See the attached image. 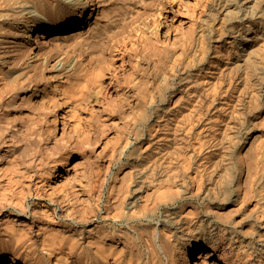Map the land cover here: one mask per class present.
Listing matches in <instances>:
<instances>
[{
  "label": "bare ground",
  "instance_id": "obj_1",
  "mask_svg": "<svg viewBox=\"0 0 264 264\" xmlns=\"http://www.w3.org/2000/svg\"><path fill=\"white\" fill-rule=\"evenodd\" d=\"M235 11L239 13L238 18ZM243 20L258 25L259 32L264 34V0H0V264H251L252 255L236 251L231 241L237 240L238 234L243 237L249 233L245 230L250 224L244 230L242 227L253 217L256 225L264 226L263 213L259 217L249 210L245 218L241 216L244 214L238 215L239 209H244V205L251 201L256 187L264 179V143L260 156L255 154L252 146L251 150L257 156L251 153L252 158L256 157L251 158L253 161L244 162L248 155L241 159L243 155L239 154L234 169L230 168L232 171L227 172L224 167L228 174L224 172L223 184L226 189L234 186L241 194L239 208L235 205V210L229 208L228 212L210 209L208 223L211 222L213 227L209 232H202V238L188 241L181 253L175 249L172 237L175 233L171 234L174 229L167 225L173 221L169 214L168 219L159 218L145 229L144 225L133 223L140 217L131 203L143 192L142 196L147 200L146 203L143 201V208L155 196L158 199L148 203L154 208L183 201L186 196L168 197L164 192L167 185L160 186L164 181L158 182L157 187H149L151 178L148 183L143 175L137 174V170L130 175L126 170L124 175L129 176L128 179L114 177L112 183L108 182L103 199L101 182L95 201L92 193L95 184L80 180L78 176L82 177L83 171L79 172L70 165L71 160L79 155L93 163L91 159L96 155L101 158L112 139L114 151L109 158L110 166L122 172L126 167L124 158L137 157L138 149L141 146L146 148L147 139L154 140L160 134L165 136L161 135L163 138L158 140L166 139L169 134L177 137L176 133L182 131L186 142L198 154V165H193L203 171L205 140L196 126L207 119L210 124L209 117L216 113L220 89L223 88L218 86L224 76L219 74L223 67L217 68L214 58L220 55L226 59L227 54L224 53L226 57L222 54L224 47L230 53L233 47H239L243 69L256 67L253 66L256 51L254 37L250 34L252 25L248 24L244 32L234 25L235 21ZM219 41H225L227 45L219 44ZM244 84L243 87L247 86ZM242 86L241 92L244 91ZM204 87L208 90L206 92L212 93L211 99V96L205 97ZM249 97L247 102L251 101ZM225 106L223 108H227ZM218 121L219 115L216 114L214 123L218 124ZM174 137L170 138L175 140ZM253 137L254 142L259 143L257 138L260 137L255 134ZM92 138L96 145L90 147L87 143ZM254 142L251 139V144H256ZM185 144L182 145L184 148ZM95 148L98 149L96 155ZM251 150L247 151L249 155ZM161 158L164 160V156ZM169 159L173 158L169 156ZM214 162L212 166H219ZM226 162H223L225 166ZM191 163L186 166L188 171ZM171 167L167 173L172 171L174 177L175 167L173 170ZM181 168L182 171L185 169ZM182 171L178 172L182 174ZM188 171L185 177L189 180H186L195 189H200L202 174ZM204 172L207 173L205 168ZM179 173L175 177H179ZM63 174H66L65 181L61 188H57L55 178ZM160 188H166L163 190L166 198L157 196ZM174 188L169 189L170 193L176 191L177 187ZM127 193H131L133 199L128 202L126 210L112 204L120 197L124 201ZM153 194L155 196L151 198ZM83 200L89 201L90 215L80 206ZM255 202L253 205L257 204ZM100 204L105 205L106 210L100 208ZM112 205L116 206L113 215L110 214ZM112 216H117L123 225L118 227L110 223ZM99 218L108 221L101 225ZM225 238L229 240L227 244L223 243ZM258 244L264 246V242ZM256 248L261 250L262 247Z\"/></svg>",
  "mask_w": 264,
  "mask_h": 264
},
{
  "label": "rangeland",
  "instance_id": "obj_2",
  "mask_svg": "<svg viewBox=\"0 0 264 264\" xmlns=\"http://www.w3.org/2000/svg\"><path fill=\"white\" fill-rule=\"evenodd\" d=\"M236 12V11H235ZM236 13H238V11L236 12ZM238 16H239V13L238 14H236V18H238ZM248 24H250V25H252V32L250 33L251 34V36H253L254 37V41H253V46H254V50L256 51L255 53V55L253 56V58L255 59V61H254V65L253 66H256V67H253L252 69L250 68V70L247 68L246 70H245V68L243 69V66H244V64H243V61L242 60H240L239 59V57H240V55H238L239 54V47H236V48H234L233 47V51L230 53L229 51H227L226 49H225V47L223 48V52H222V54H227L226 56L227 57H229L228 59H227V57L225 56V54H224V56L226 57V59H223V57L222 56H218V57H216V58H214V64H216V66H217V68H222L221 69V72L219 73L220 74V76H222V75H224L221 79H222V81L220 80V82L219 83H221V84H219L218 83V86H223V88H221V87H219V89H220V98H219V104H217V109H216V113H214L215 115H213V117H215L216 118V114H218L219 115V121H218V124H215L214 123V121H215V118H213V117H209V121H211L210 122V124L213 126H210V124H209V122H208V119H207V121L206 120H204V122H203V124L202 125H197L196 126V129L198 130V132H200L201 134H202V138L205 140L204 141V153L206 154V155H204L203 154V158H202V161H203V164H204V166H203V171H201V170H199L198 169V167L196 168L195 166L196 165H198L197 163H198V161H196L197 160V157H198V154L197 153H194L193 152V150L191 149V146H190V144L188 143V142H186V140L187 139H185V136H184V133L182 132V131H179V133L177 132H175L176 134H177V137L175 138L174 137V135L175 134H169L170 136H167L166 137V139H162V140H158L159 138H163L164 136H165V134H160L159 136H157V137H155V139L154 140H148L147 139V141H145V144L144 145H146V148H145V146L143 147V146H141L140 148H142V149H138V151H137V153H138V155H137V157L136 156H133L132 158H128V159H126V158H124V161H125V163L126 164H124L126 167H125V169H123V171L122 172H119L118 171V169H116L114 166H110V162H109V158L111 157V155L113 154L112 152L114 151V149H113V140L111 139L110 140V142H109V145H108V148L106 149V151H105V153L101 156V158H99L96 154L98 153V149H96L95 148V155H96V158H94V159H91V160H93V163H89L83 156H81V155H79V156H76L75 158H73L72 160H71V163H70V165H73V167L74 168H76L77 170H79V172L80 171H83V173H82V177L79 175L78 176V178L80 177V180H84L85 181V179H86V181H89V183L90 182H92L93 184H95V187H94V189L92 190V193H93V199L95 200V201H97V199H98V187L100 186V183H101V193H102V199L103 198H105V195H106V191H107V185L109 184L108 182H110V183H112V181L114 180V179H116V178H114V177H117V176H125L126 177V179H128V177L129 176H127V175H124V172H126V170L128 171V172H130V173H128V172H126L127 174H131L132 172H134V173H136L137 171H138V175L139 174H141V175H143L142 176V178L145 180V181H147L148 183H149V181H148V179L149 178H151V181H150V183H149V187L150 186H152V187H157V185H159L160 183H162L163 181L165 182V183H167V184H163L162 183V185L160 184V186L161 187H163V185H167V191H164L165 192V194L168 196V197H172V198H174V197H176V198H181V196H186L185 197V199L182 201V200H178V202H176V203H171V204H169V205H166V204H163L162 205V207L161 208H154V206H153V204H151V206L149 205L150 204V200H152V201H154V200H157L158 198L153 194V196H151V198H153L154 196V198L155 199H150V200H148V202H147V206H145L144 208L142 207L145 203H146V199H145V197L144 196H142L143 194H145V192H143L142 194L141 193H139V195H140V197H139V199H137V200H135L133 203H131V204H133V209L135 210L134 212L140 217V219H136V220H134L133 221V223L134 224H136V225H139V224H141V225H144V228L145 229H147V227L149 226V225H152L157 219H159V218H162V219H168L169 217L170 218H172L171 220H173L172 222H170V223H168L167 222V225L169 224V226L168 227H170L169 229H174V231L173 230H171L172 231V233L171 234H174V236H172L173 237V241H174V244H175V249L178 251H176L177 253H181L183 250H184V248L186 247V245H187V243H188V241H190V240H192V239H198V238H202V232H204V231H206V232H209V230L213 227V225H212V223L210 222V223H208L209 222V220L211 219V217L209 216V214L208 213H210L209 211H211L212 209H214V208H219V209H223V211L225 212H228L227 211V209H231V211H234L235 210V205L238 207V205H239V200H241L240 199V196L239 195H241L240 193L238 194V192L234 189V186H230V188H228V189H226L225 187V185L223 184L224 183V178L223 177H226V175L228 174V173H226L225 171H226V169H227V172L228 171H232L233 169H234V165L237 163L236 161L238 160V158H240L239 157V154H240V156H242L241 157V159H243L244 157H246V154L248 155V157H246V160L244 161V162H247L248 160H249V162H251V161H253L257 156H260V154L262 153V144L264 143V121L262 122V120H264V34L262 33L261 34V32H259L260 30H258L259 28H258V25L256 26H254V23H251L250 22V20L249 21H247V20H243V21H235L234 22V25L236 26V27H238L237 28V30H239L240 32H244V30L246 29V27L248 26ZM246 25V26H245ZM241 29V30H240ZM256 29V30H255ZM255 33V34H254ZM256 33H258V34H256ZM258 36H260V37H258ZM225 40V39H224ZM257 42H256V41ZM226 41V40H225ZM223 42V41H219V44H221L222 42L225 44L224 46H226L227 45V43L226 42ZM237 49V50H236ZM233 54V55H232ZM229 55V56H228ZM231 55V56H230ZM253 59V60H254ZM240 63H238L237 61ZM223 63V64H222ZM256 64V65H255ZM208 65V64H207ZM220 66V67H219ZM225 66V67H224ZM228 67V69H227V67ZM242 67V68H241ZM258 67H260L259 69H258ZM227 69V70H226ZM243 69V70H242ZM253 69H255L254 71H253ZM252 70V71H251ZM211 71V70H210ZM248 71H250V73L249 74H247V72ZM263 71V72H262ZM229 72V73H228ZM254 74H253V73ZM256 72H257V74H256ZM259 72V73H258ZM245 73V74H244ZM228 74V75H227ZM249 75V76H247V75ZM262 74V75H261ZM227 75V76H226ZM231 75V76H230ZM250 79H249V78ZM251 77H252V79H251ZM224 78V79H223ZM228 78V79H227ZM246 78H248V79H246ZM245 79V80H247V82L246 81H244L243 82V80ZM226 80V81H225ZM229 80V81H228ZM238 82H237V81ZM223 82V83H222ZM226 82V83H225ZM230 83V84H229ZM246 84L247 86H242V84ZM244 84V85H245ZM235 85H236V88H235ZM240 85V86H239ZM225 86H228V87H230V88H228V87H225ZM241 86H242V89H244V91L243 92H241L240 91V88H241ZM249 86V87H248ZM206 87H207V84H206ZM225 87V88H224ZM235 88V90H234V88ZM239 90H238V89ZM223 89H227L226 91L225 90H223ZM229 89V90H228ZM230 90H231V92H230ZM233 90V91H232ZM238 90V91H237ZM247 90H248V92H247ZM206 91H208L205 87H204V90H203V93H205L204 95H205V97L206 98H209L211 95H212V93H208V92H206ZM223 91H225L224 93H221V92H223ZM228 92V93H227ZM233 92V93H232ZM240 92V93H239ZM246 93L245 95L243 94V93ZM237 94V96L235 95V94ZM241 93H242V95H241ZM250 93H251V96H250ZM209 94V95H208ZM207 95H208V97H207ZM244 95V96H243ZM229 96V97H228ZM232 96V97H231ZM234 96V97H233ZM251 98H250V97ZM246 97V98H245ZM247 97H249V99H251V101L250 102H247L248 101V99H247ZM212 98V96L209 98V99H211ZM223 98V99H222ZM226 100H225V99ZM230 98V100H227V99H229ZM246 100H245V99ZM242 99V100H241ZM223 100H224V102H223ZM243 100H244V103H243ZM232 101H234V102H232ZM238 101V102H237ZM240 101V102H239ZM245 101H246V103H245ZM230 102V103H229ZM242 102V103H241ZM224 103V104H223ZM225 103H227L226 104V106H225ZM232 103H235V104H232ZM247 103H248V108H247ZM251 105H250V104ZM222 104V106H220ZM236 104H237V106H236ZM245 104V105H244ZM225 107H227L229 110H232L231 112H229V110H227V108H223L224 106ZM230 105V106H229ZM237 107H235V106ZM249 105H250V107H249ZM253 106V107H252ZM221 108V109H219V108ZM233 109H232V108ZM239 107V108H238ZM247 109H246V108ZM231 108V109H230ZM244 108H245V110H244ZM224 109V110H223ZM249 109V110H248ZM220 110V111H219ZM226 110V111H225ZM248 110V111H247ZM250 110H252V111H250ZM227 111H228V113H230V114H228L227 113ZM246 113H245V112ZM225 112V113H224ZM231 113H234L232 116H230L231 115ZM211 115V114H210ZM209 115V116H210ZM227 115V116H226ZM249 115V116H248ZM212 116V115H211ZM226 117V119H225V117ZM230 117V118H229ZM234 117V118H233ZM211 119V120H210ZM213 120V121H212ZM229 121V122H228ZM213 122V123H212ZM222 123L221 125L219 124V123ZM204 123H207V124H204ZM223 123H225V124H223ZM226 123L228 124V126L226 125ZM260 123V124H259ZM209 124V125H208ZM215 126H214V125ZM258 124H259V126H258ZM204 125H208L207 126V128H206V126L203 128V130L201 129L202 128V126H204ZM218 126V127H217ZM222 126V127H221ZM224 126V127H223ZM228 128H227V127ZM231 126V127H230ZM212 127V128H211ZM220 128V129H219ZM226 128V129H225ZM210 129H212V130H210ZM219 129V130H218ZM196 130V131H197ZM200 130V131H199ZM219 131V132H217V131ZM220 130H222V131H220ZM202 131H203V133H202ZM111 132V136H112V131H110ZM256 132V133H255ZM259 132V133H258ZM218 135H217V134ZM221 133V134H220ZM215 134V135H214ZM231 134H233V135H231ZM254 134L257 136V137H260V138H262L263 139V141H262V139L260 140V138H257V140L259 139V143H257L258 141H256V142H254V138L255 137H253L254 136ZM259 134V135H258ZM161 135H163V137H161ZM179 135V136H178ZM184 136V137H181V136ZM174 137V139L175 140H173V138H170V137ZM205 136V137H204ZM211 136V137H210ZM232 136V137H231ZM180 137V138H179ZM216 137V138H215ZM218 137L221 139L220 140V142H219V139H218ZM229 137H231V138H229ZM168 138V139H167ZM182 138H184V139H182ZM208 138V139H207ZM210 138V139H209ZM170 139H172V140H170ZM179 139V140H178ZM251 139H252V143L254 142V143H256V144H251ZM122 140V139H121ZM158 140V141H157ZM167 140H168V143H167ZM178 140V141H177ZM180 140L182 141V142H180ZM185 140V141H184ZM208 140H210V141H212V142H210V141H208ZM91 141L94 143V141H93V138L92 139H90V141L87 143V145L88 146H90V147H92V146H95L96 144L94 143H91ZM152 141V142H151ZM155 141H157L156 143H154ZM173 141V142H172ZM262 141V143L260 144V142ZM122 142V141H121ZM120 142V144H123V142L121 143ZM147 142V143H146ZM164 142H166L165 144H164ZM177 142H179V144L177 143ZM249 142H250V145H249ZM163 143V144H162ZM170 143H171V145H170ZM174 143L176 144L175 146H177V148L180 150V151H184L183 153L182 152H180V151H178L177 149H176V147L175 146H173L174 145ZM181 143V144H180ZM183 143V144H182ZM187 145H186V144ZM209 143V144H208ZM211 143V144H210ZM216 144V145H214V144ZM220 143V144H219ZM223 145H222V144ZM184 144H185V148L183 147L184 146ZM257 144H259V145H257ZM183 145V146H182ZM214 145V146H213ZM222 145V146H221ZM228 145H229V147H228ZM240 145V146H239ZM248 145H249V147H248ZM150 146V147H149ZM153 146H155V147H153ZM162 146H165V147H162ZM169 146V147H168ZM216 146H218V147H216ZM234 146V147H233ZM252 146H253V150L255 151V154L257 155H255L254 154V152H253V150H251V148H252ZM254 146H256L255 148H254ZM257 146H259V148H257ZM149 147V148H148ZM162 147V148H161ZM167 147V148H166ZM172 149H171V148ZM174 147V148H173ZM183 147V148H182ZM187 147V148H186ZM221 147V148H220ZM232 147H233V149H232ZM248 149H247V148ZM163 148L165 149V150H163ZM169 148V149H168ZM218 148V150H216ZM222 148H223V150H222ZM161 149V150H160ZM177 151H176V150ZM183 149V150H182ZM215 149V150H214ZM237 149H238V151H239V153H237L238 151H237ZM245 149H247V150H245ZM255 149H257V150H255ZM170 150V151H169ZM172 150V151H171ZM175 150V152H173ZM190 150V151H189ZM192 150V151H191ZM214 150V151H213ZM248 150H251L250 151V155H249V151ZM156 151V152H155ZM161 151H162V153H161ZM172 153L173 152V154L175 153V155H173V154H171L170 153V155L169 154H167L166 155V153ZM167 151H169V152H167ZM187 151V152H186ZM229 151V152H228ZM234 151V152H233ZM237 151V152H236ZM241 151V152H240ZM243 151L244 152H246L245 153V155H244V153H243ZM248 151V152H247ZM257 151H258V153H257ZM178 152V153H177ZM182 154V155H184L183 157H182V155L180 154V153ZM211 152V153H210ZM215 152V153H214ZM216 152H217V154H216ZM221 152V153H220ZM231 152V153H230ZM232 152L234 153V154H232ZM141 153H142V155H141ZM195 155H194V154ZM243 153V154H242ZM251 153H252V155L254 154L255 156H254V158H252V156H251ZM260 153V154H259ZM164 154V155H163ZM178 154H180L179 156H178ZM185 154H186V157H187V159L185 158L184 159V157H185ZM197 154V155H196ZM214 155V157L211 155V156H209V155ZM222 155V157H221V155ZM225 154H226V156H225ZM238 156H237V155ZM190 155V156H189ZM192 155V156H191ZM216 155L217 156H219V158L217 159V157H216ZM229 157H228V156ZM142 156V157H141ZM159 156H161V157H163L164 156V160H162V158L161 157H159ZM169 156H170V158H173V159H169ZM171 156H174L175 157V160H176V163H175V160H174V157H171ZM178 156V157H177ZM181 156V157H180ZM207 157V159H206V157ZM209 156V157H208ZM232 156H233V158H232ZM236 156V157H235ZM250 156V157H249ZM159 157V158H158ZM165 157L167 158L166 159V161H165ZM264 157V156H263ZM262 157V158H263ZM141 158L143 159V160H141ZM177 158V159H176ZM178 158H180V159H178ZM181 158H183V159H181ZM188 158H191L190 159V161H188L189 159ZM208 158H210V159H212V161L210 160H208ZM214 158H216V159H214ZM221 158V159H220ZM224 158H227L229 161H227L226 162V160L227 159H224ZM251 158L253 159V160H251ZM154 159V160H153ZM156 159V160H155ZM204 159V160H203ZM224 159V160H223ZM245 159V158H244ZM95 160V161H94ZM157 160H159L160 161V163H157L156 161ZM170 160H174L173 162H171L173 165H171V166H173V168L175 167L180 173H181V171H182V168L181 167H185V171L183 170L182 171V174L184 173V175H182V174H180L177 170H175V168H174V170H173V168L170 166V164L171 163H165V164H169V165H162V164H164V162H170ZM183 160V161H182ZM214 160H216L217 162L215 163L214 162ZM219 160V161H218ZM220 160H221V162H220ZM151 161H153V162H151ZM158 161V162H159ZM163 161V162H162ZM196 161V162H195ZM205 161H206V163H205ZM128 162V163H127ZM138 162V163H137ZM140 162V163H139ZM144 162V163H143ZM157 164H159V165H156V163ZM162 162V163H161ZM185 162V163H184ZM190 162H193V163H191L190 165H191V167L189 168V170L190 171H188L187 170V168H186V166L187 165H189L188 163H190ZM212 162H214L215 164H218L219 163V166L218 165H213V166H216V168H214L213 166H212ZM223 162H224V164H225V162H226V166L228 167H226L224 164H223ZM228 162H229V166L227 165L228 164ZM152 163H153V166H155L154 168H155V170H154V168H151V169H153V170H151L150 169V167H153V166H151L152 165ZM208 163V164H207ZM210 163V164H209ZM213 163V164H214ZM151 164V165H150ZM155 164V165H154ZM186 164V165H185ZM195 166H194V165ZM205 164H207V165H209V166H207V165H205ZM232 164V165H231ZM144 167H143V166ZM147 165L149 166V167H147ZM176 165V166H175ZM211 165V166H210ZM142 166V167H141ZM158 166H160V168L162 167L163 169H160ZM172 168L171 170H173L174 171V177L172 176L173 174V172L171 171V172H169V173H167L168 171H170V167ZM206 166V167H205ZM169 169H168V168ZM180 167V168H179ZM193 167V168H192ZM209 169H208V168ZM212 167V169H210ZM219 167V168H218ZM223 167V168H222ZM224 167L226 168V169H224ZM233 169H232V168ZM139 168H143L142 170L141 169H139ZM148 168V169H147ZM159 168V169H158ZM165 168H167V171H166V169ZM196 168V169H195ZM204 168H205V171H207V173L206 172H204ZM222 168V169H221ZM232 170H231V169ZM159 171H158V170ZM180 169V170H179ZM194 169V170H193ZM229 169V170H228ZM137 170V171H136ZM140 170V171H139ZM148 171V173L149 174H147V171ZM149 170L151 171V172H149ZM161 170H162V172H161ZM164 170V171H163ZM192 170V171H191ZM212 170H215V171H212ZM222 171L221 172V174H220V171ZM142 171V172H141ZM157 171V172H156ZM187 171L188 172H196L197 171V173L199 172L200 174H202L201 176H202V180L201 179H199L200 181H201V186H203V188L200 186V189L199 188H197L196 187V189L194 188V185L192 184V183H190L188 180H189V178H187V176L185 177V175H187L186 173H187ZM201 171V172H200ZM144 172V173H143ZM153 172V173H152ZM155 172V173H154ZM211 172H214V173H211ZM218 172V173H217ZM224 172L226 173V175L224 174ZM134 173H132V174H134ZM147 174V176H146V174ZM150 173H152L151 175H150ZM157 173H159V174H157ZM161 173H163V175L161 174ZM177 173H179V177H175V176H178V174ZM198 173V174H199ZM222 173H223V175H222ZM229 173H231V172H229ZM61 174H62V172H61ZM177 174V175H176ZM205 174H206V176H205ZM116 175V176H115ZM148 175H149V177H148ZM154 175H156V177L158 178L159 176H157V175H160V178H156ZM169 175V177H171V178H174V179H169L167 176ZM217 175H219V176H217ZM221 175H222V178H221ZM65 176H66V174H63V175H60V176H57L56 178H55V182H54V184H55V186H57V188H61L62 187V184H63V182L65 181ZM151 176H153V177H151ZM162 176V177H161ZM180 176H183V177H180ZM118 177V179H120ZM122 177V178H123ZM146 179H145V178ZM148 177V178H147ZM166 177V179H164ZM206 177V178H205ZM114 178V179H113ZM163 178V180H161ZM105 179V180H104ZM113 179V180H112ZM153 179H155V182H154V180ZM184 179V180H183ZM186 179H188V180H186ZM223 179V181H221ZM153 180V181H152ZM166 180V181H165ZM176 180V181H175ZM157 181V182H156ZM104 182V183H103ZM159 182V184H157ZM175 182V183H174ZM203 182V183H202ZM217 182H218V184H217ZM155 185H154V184ZM223 185H222V184ZM175 184V185H174ZM219 184H221V185H219ZM184 185H185V187H184ZM193 185V186H192ZM262 185V186H261ZM168 186H170V187H168ZM186 186H187V189H186V191H185V188H186ZM191 186V188H189ZM219 186V187H218ZM224 186V187H223ZM264 186V179H263V181H262V183H260V185L258 186V187H256V189H255V191H254V193H253V195H252V198H251V201L250 202H248L247 204H245L244 205V209L242 208V209H239V212H238V215L240 216L241 214H244V216L243 215H241L242 217H244L245 218V216L246 215H248V213L247 212H250L249 210H252V213H253V215L255 214H257L259 217H262V213H263V215H264V211L262 210V209H264V197H262L264 194V192H262L263 191V189L264 188H262ZM174 187H177L176 188V193L173 191L172 193H170V190H175V188ZM184 187V188H183ZM218 187V188H217ZM220 187H222V189L220 188ZM166 188H162V190H161V188H160V192H158V193H160V195H157L159 198H161L162 196L164 197V198H166V195H163L164 194V192H163V190L165 189L166 190ZM174 188V189H173ZM223 188H224V190H223ZM170 189V190H169ZM202 189V190H201ZM234 189V190H233ZM168 190H169V194H168ZM190 191V193H188L189 191ZM197 191V192H199V193H197V192H195V191ZM198 190H200V191H198ZM203 190H205V191H208L207 193H205V191H203ZM260 190V193L259 192H257V191H259ZM181 191V192H180ZM203 191V192H202ZM186 192V193H185ZM193 192V193H192ZM219 192V193H218ZM224 192V193H223ZM237 192V193H236ZM259 193V194H257V193ZM193 195H192V194ZM194 193H196L195 195H194ZM202 193V194H201ZM212 195H211V194ZM128 194V193H127ZM157 194V193H156ZM173 194V195H172ZM203 195V196H201V195ZM216 194H217V196H216ZM236 194H237V196H236ZM256 194V195H255ZM261 194H263L262 196H261ZM177 195V196H176ZM194 196V197H191V196ZM210 195V196H209ZM221 195V196H220ZM223 195V196H222ZM235 195V196H234ZM259 195V196H258ZM216 196V197H215ZM256 196H258V197H256ZM127 197V198H126ZM162 197V198H163ZM189 197V198H188ZM208 197V198H207ZM262 197V198H261ZM116 198H118V197H116ZM121 198V199H120ZM119 199H117V200H119V201H116V199H115V201L114 202H112V204H116V206H118L120 209L122 208V210H126L125 209V207H127L129 204H128V202L130 201V200H132L133 198H132V195H131V193H130V195L128 194V196L126 195L125 196V200L124 201H126V202H124V201H122V197H120ZM157 198V199H156ZM188 198V199H187ZM213 198V199H212ZM215 198V199H214ZM217 198H220V199H217ZM223 199V201H222V199ZM239 198V199H238ZM254 198V199H253ZM227 200V201H225V200ZM234 199V200H233ZM258 199V200H257ZM145 200V201H144ZM221 200V201H220ZM238 200V201H237ZM120 201H121V203H120ZM145 203H144V202ZM217 203H216V202ZM255 201H257V204H254L253 205V203H256ZM119 202V203H118ZM122 202H124V203H126L125 205H124V203L122 204ZM143 202V203H142ZM231 202V203H230ZM98 203V202H97ZM149 203V204H148ZM212 203V204H211ZM215 203V204H214ZM223 203V204H222ZM263 203V207H261V204ZM118 204V205H117ZM120 204H122L121 206H120ZM181 204V205H180ZM150 207H149V206ZM186 205V206H185ZM232 206V208H231V206ZM247 205V206H246ZM252 205H253V207H252ZM80 206L81 207H83V209L84 210H86L87 211V213H88V215H90V207H89V201H82L81 202V204H80ZM114 205H112V208L110 209L111 211V213L110 214H114V212H115V207L116 206H114ZM180 206V207H179ZM182 206V207H181ZM191 206V207H190ZM234 206V207H233ZM250 206V207H249ZM256 206V207H255ZM259 206H260V208H259ZM117 207V208H118ZM142 207V208H141ZM152 207V208H151ZM195 209H194V208ZM258 207V208H257ZM100 208H102V209H104V210H106V206L105 205H102V204H100ZM115 208V209H114ZM145 208H147L146 210H143V209H145ZM239 208V207H238ZM251 208V209H250ZM149 209H151V210H149ZM181 209V210H180ZM184 209V210H183ZM190 209V210H189ZM211 209V210H210ZM233 209V210H232ZM253 209H256L255 211L253 210ZM143 210V211H142ZM148 210V211H147ZM185 210H187V211H185ZM188 210H189V213H188ZM194 210V211H193ZM196 210V211H195ZM205 210H207V211H205ZM139 211L141 212V213H139ZM148 212V213H146V212ZM184 211H185V213H188V215H190V213L192 214L193 212V215H190V216H188L187 214H185L184 213ZM193 211V212H192ZM243 211H244V213H243ZM196 212V213H195ZM207 212V213H206ZM230 212V211H229ZM255 212H257V213H255ZM261 212V213H260ZM247 213V214H246ZM146 214V215H145ZM169 214V215H168ZM206 214V215H205ZM169 217H168V216ZM205 215V216H204ZM261 215V216H260ZM167 218H166V217ZM188 216V217H187ZM208 217V218H207ZM241 217V218H242ZM151 218V219H150ZM207 218V219H206ZM263 219H264V216L262 217ZM109 219V218H108ZM114 219V220H113ZM209 219V220H208ZM213 219V218H212ZM95 220V219H94ZM99 220H100V222L101 223H99V224H101V225H104L105 224V222L106 221H108V220H101L100 218H99ZM213 220H216V219H213ZM255 221V219H254V217L247 223V225H243V227H242V229L244 230V229H246V227H249L250 226V228L249 229H246L245 231H247V232H249L246 236H243L242 237V235L241 234H238L239 236H238V239L237 240H235V241H231L232 242V245H231V242H230V245L232 246V247H234V249L235 248H237V249H235L236 251H239L240 253H241V251H242V253L241 254H251L252 256H250L251 257V264H253V263H257V264H264V246H261V245H259L258 243H263L264 242V226L263 225H256V223L255 222H253V221ZM110 221V223H112V224H117V226L118 227H121L122 225H123V222H121L119 219H118V217L117 216H112V218L109 220ZM248 224H250L249 226H248ZM253 224H255V225H253ZM172 225H176V226H172ZM179 226V230H178V226ZM180 226H181V228H180ZM259 226V227H258ZM261 226H263V227H261ZM176 228V229H175ZM196 228V229H195ZM263 228V229H262ZM201 230V231H200ZM251 233V234H250ZM251 235V236H250ZM241 236V237H240ZM240 237V238H239ZM175 238V239H174ZM248 239V240H245V239ZM250 238H252V239H250ZM180 239V240H179ZM176 240V241H175ZM179 241V242H178ZM248 241V242H247ZM177 242V243H176ZM229 242V240L227 239V238H225L224 239V241H223V243H225V244H227ZM247 242V243H246ZM178 244V245H177ZM249 244H253L254 246H255V248L253 247V245H250L249 246ZM257 244V245H256ZM177 246H179V247H177ZM238 246V247H237ZM240 246V247H239ZM249 246V247H248ZM253 248H252V247ZM256 247H262L261 248V250H259L258 248H256ZM181 250H179V249ZM245 248H247V249H245ZM250 250H249V249ZM239 249V250H238ZM248 251V252H247ZM262 253V254H261ZM246 254V255H247ZM255 261V262H254Z\"/></svg>",
  "mask_w": 264,
  "mask_h": 264
}]
</instances>
